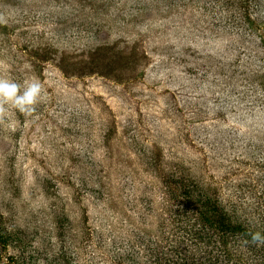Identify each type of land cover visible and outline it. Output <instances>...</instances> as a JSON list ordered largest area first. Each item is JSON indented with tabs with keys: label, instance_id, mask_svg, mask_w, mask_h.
Segmentation results:
<instances>
[{
	"label": "rangeland",
	"instance_id": "374dc122",
	"mask_svg": "<svg viewBox=\"0 0 264 264\" xmlns=\"http://www.w3.org/2000/svg\"><path fill=\"white\" fill-rule=\"evenodd\" d=\"M33 77L0 116V264H211L194 183L263 223L264 0H0V78Z\"/></svg>",
	"mask_w": 264,
	"mask_h": 264
},
{
	"label": "trees",
	"instance_id": "16d2710c",
	"mask_svg": "<svg viewBox=\"0 0 264 264\" xmlns=\"http://www.w3.org/2000/svg\"><path fill=\"white\" fill-rule=\"evenodd\" d=\"M213 188L208 189V187H200L199 183H194L188 185L185 188L184 194L187 195L186 199L182 202L184 206L189 203V206H195L191 210L190 214L187 216V221H191L192 225H189L190 232L189 234L195 238L202 239V243L207 245L213 256V260L208 261L211 264H220L219 260L221 257L225 264H241L242 258L247 254L242 252L241 249L236 250L234 246L244 245L248 249L252 246V252H254L255 259L251 261V264H264V244H258L253 242L252 235L256 232L264 234V216L260 221L263 220V223L256 224L255 218H252L250 221V226L246 220L242 219L240 212L238 211L236 205H232L231 208H227L221 200H218L215 191ZM102 190V188H100ZM62 214L56 211H52L50 217V223L56 218L54 225H57V228H63L62 224ZM61 216V217H60ZM61 223V224H59ZM190 223V222H189ZM185 226V227H186ZM8 230V229H7ZM11 232L12 235L17 236L19 243H22L25 239L21 236L19 232ZM38 231V228H37ZM25 233L24 231H22ZM6 232L0 231V241L3 245H8L9 242L4 238ZM9 234V233H7ZM232 242V243H231ZM128 253L122 254L121 258L123 261H128ZM18 264V259H16Z\"/></svg>",
	"mask_w": 264,
	"mask_h": 264
},
{
	"label": "clouds",
	"instance_id": "9594fccd",
	"mask_svg": "<svg viewBox=\"0 0 264 264\" xmlns=\"http://www.w3.org/2000/svg\"><path fill=\"white\" fill-rule=\"evenodd\" d=\"M44 99V85L38 78L33 77L23 83L0 78V116L8 111V105L21 113L31 115ZM252 240L258 244H264V234L256 232L252 235Z\"/></svg>",
	"mask_w": 264,
	"mask_h": 264
}]
</instances>
